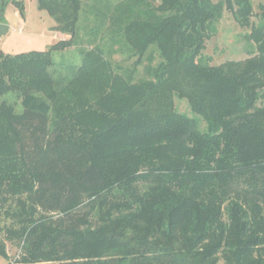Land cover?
Masks as SVG:
<instances>
[{
	"label": "trees",
	"instance_id": "trees-1",
	"mask_svg": "<svg viewBox=\"0 0 264 264\" xmlns=\"http://www.w3.org/2000/svg\"><path fill=\"white\" fill-rule=\"evenodd\" d=\"M106 2L90 33L109 49L81 40L66 72L53 52L78 46L82 0H37L68 39L0 52V257L8 242L12 264H264V1ZM224 10L253 51L213 66Z\"/></svg>",
	"mask_w": 264,
	"mask_h": 264
},
{
	"label": "rangeland",
	"instance_id": "rangeland-1",
	"mask_svg": "<svg viewBox=\"0 0 264 264\" xmlns=\"http://www.w3.org/2000/svg\"><path fill=\"white\" fill-rule=\"evenodd\" d=\"M82 1L84 4L77 25L78 46L53 52V60L55 63L53 71L55 75L58 72H66L67 70L65 68H72L79 65L81 58V45H79V42L81 40L86 41V44L83 46L87 49L91 47L87 45L89 38L93 40L97 38L95 41L106 52L110 47L107 38L108 34L105 31L102 34L95 31L92 34L90 33L97 19L90 10V5L94 4L93 0ZM105 1H107L106 3L108 5H111V3H116L120 0H102V2ZM263 1L252 0L256 15L259 14V5ZM19 6L22 12H20ZM258 19V16H254L251 20L253 23H257ZM0 21V23L8 26V32L0 38V52L6 55L13 56L32 51H45L58 41L68 39V36L52 32L55 23L45 11L38 8L37 0H0ZM20 26L23 27L22 32L19 31ZM216 29V34L206 41L203 51V54L210 58L211 65L218 66L226 61H242L251 56L253 45L245 39V35L249 32V29L240 28L228 11H223ZM124 57L119 53H114L111 56V60L119 63L122 67L130 68L131 61L124 60ZM156 63L157 58L154 60L153 65ZM143 65L138 67L141 74L143 72ZM175 106L179 113L190 115L188 105L185 101L175 100ZM16 111H20V108L16 107ZM6 250L8 259L0 257V264H12L20 254L19 247L8 242H6Z\"/></svg>",
	"mask_w": 264,
	"mask_h": 264
},
{
	"label": "water",
	"instance_id": "water-1",
	"mask_svg": "<svg viewBox=\"0 0 264 264\" xmlns=\"http://www.w3.org/2000/svg\"><path fill=\"white\" fill-rule=\"evenodd\" d=\"M8 32V26L6 24L0 23V38Z\"/></svg>",
	"mask_w": 264,
	"mask_h": 264
},
{
	"label": "crops",
	"instance_id": "crops-1",
	"mask_svg": "<svg viewBox=\"0 0 264 264\" xmlns=\"http://www.w3.org/2000/svg\"><path fill=\"white\" fill-rule=\"evenodd\" d=\"M22 26H20V29H19V31H23V27L21 28ZM52 32H55V33H59V32H57V31H55V30H53ZM60 34V33H59ZM61 35V34H60ZM63 36H65V35H63Z\"/></svg>",
	"mask_w": 264,
	"mask_h": 264
}]
</instances>
